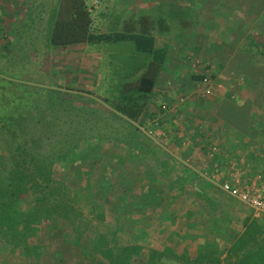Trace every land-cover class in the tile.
I'll return each instance as SVG.
<instances>
[{
	"label": "rangeland",
	"instance_id": "374dc122",
	"mask_svg": "<svg viewBox=\"0 0 264 264\" xmlns=\"http://www.w3.org/2000/svg\"><path fill=\"white\" fill-rule=\"evenodd\" d=\"M110 1L101 0L100 7L92 10L94 25L90 51L101 56L82 62V65L88 67L85 74H78L81 69L80 66L77 67L80 61L69 58L65 49H52L48 46L46 22L42 20H33L34 25L24 35V28H19L20 26L15 31L6 28L0 32L1 55H11L13 61H29V64L36 59L43 61L45 77L40 80L46 79L41 80L44 84H34L35 79L29 87L35 92H44L42 95L46 97L41 98L43 104L54 111L34 115L37 118L36 124L42 120V126L36 125L38 135H58L61 139L52 152L55 158L72 157L73 154V157L78 156V162L65 169L62 164L57 165L56 178L78 191L86 202L105 206L108 214L119 221L121 230L125 233V241L130 244L139 232H147L154 248L163 251L171 233L180 230L182 233L187 232L191 238L173 244L178 255L186 250L195 255L203 247L199 242L202 239L206 243L214 242L221 251L227 250L235 237L244 232L243 220L251 212L248 207L204 181L207 177L203 171L209 166L207 152L215 147L211 146L212 140L207 141L206 136L200 135L196 143L195 139L190 141L184 135L183 138L191 145L181 148L180 145H173L172 138L175 135H172L174 129L170 125H161L164 132L165 127L168 128L165 132L166 140L152 138L147 134L155 130V126L147 125L141 131L136 126L130 128L126 124L127 120L113 109V101L120 95L119 80L123 79L115 75L119 71L116 66L113 67L114 70L110 67V56H115L116 64L121 62L125 53L131 54L135 47L131 43H103L100 38L103 34L125 31L128 21L141 24L144 17L152 19L158 33H163L160 27H169L170 30L165 31L162 37L171 41V37L182 35L184 28L190 30L194 38L199 34L197 26H200V22L193 20L195 13L185 11L184 7L176 9L170 6L168 0H117L115 4ZM56 2L57 0H38L35 5L45 14ZM187 4L193 7L192 0L187 1ZM180 8L183 10L180 11ZM108 9L115 16L111 20H99L100 14ZM16 13L21 17L25 12L17 10ZM186 22H189L190 27H184ZM185 35L188 34L182 36ZM194 39L198 41L199 37ZM186 42L180 44H183V48L178 45L175 54L184 66L181 73L187 84L185 86L177 81L179 79L171 77L170 86L165 83L168 88L161 89L153 100L156 107L150 109L152 115L158 111V102L162 100L160 95L168 96V101L172 102L181 98L193 102H200L202 99L201 96H193L196 93L193 91L197 83L196 74L191 72L181 57H196L204 65L211 63L212 67L215 66L213 60L216 58L210 57L207 45L200 53L195 49L196 44L189 42V37ZM197 44L202 46L203 43ZM213 69H217L212 68L213 82L217 85ZM197 76L201 79L204 77H200V72ZM204 102L207 103L205 99ZM234 121L243 123L240 127L246 125L244 118ZM136 129L142 135H138ZM51 144L49 141V146H44L45 153L51 152ZM192 167L197 172H192ZM260 174L264 180V170ZM82 206L87 216L93 210L91 206ZM163 211L177 217L178 222H162ZM111 227L107 225L102 231L114 230ZM94 239L95 234L88 233L83 241V248H77L73 245L75 241L72 228L58 231L51 225H44L31 241L43 249L39 258L11 254L10 249L0 242V264H106L90 252ZM225 258L226 256L223 257V264H233L225 262ZM135 264H145V259L141 258Z\"/></svg>",
	"mask_w": 264,
	"mask_h": 264
},
{
	"label": "trees",
	"instance_id": "16d2710c",
	"mask_svg": "<svg viewBox=\"0 0 264 264\" xmlns=\"http://www.w3.org/2000/svg\"><path fill=\"white\" fill-rule=\"evenodd\" d=\"M34 1L27 11L30 24H26L23 35L34 25L33 20H42L46 22L49 47L92 44L94 23L92 11L86 7L87 0H57L45 14L35 5L38 0ZM100 38L103 43H131L135 47L131 53L136 59L129 63V74L121 85L120 95L113 101V109L128 121L140 125L156 98L158 79L165 71L172 41L155 37L151 31L103 34ZM38 61L35 64L32 61L30 64L29 61L17 62L11 55L0 54V242L11 254L39 258L43 249L31 241L42 226L51 225L58 231L72 228L73 245L77 248H83L86 235L94 233L90 252L106 264H135L141 258L145 259V264H223L224 256L227 263L264 264V218L247 220L244 232L224 251L214 242L206 243L202 239L199 242L203 247L198 253L193 255L186 250L178 255L173 244L191 238L180 230L171 233L163 251L154 248L147 232H139L131 244L125 241L119 221L108 214L105 206L86 202L78 191L56 178L57 165L62 164L65 169L76 164L78 156L55 158L52 152L61 139L58 135H38L36 125L42 126V120L36 124L34 115L54 111L43 104L44 92H35L29 87L35 79L36 85L44 84L41 80H46H40L45 77L44 64ZM211 66L208 64V68ZM200 79L196 76V80ZM157 112L162 114V107ZM49 141L53 150L45 153L44 146H49ZM180 144L174 141L173 145ZM83 204L93 209L90 216L86 215ZM162 222L174 224L178 219L163 211ZM107 225L114 230L103 232L102 228Z\"/></svg>",
	"mask_w": 264,
	"mask_h": 264
},
{
	"label": "crops",
	"instance_id": "0c3cea01",
	"mask_svg": "<svg viewBox=\"0 0 264 264\" xmlns=\"http://www.w3.org/2000/svg\"><path fill=\"white\" fill-rule=\"evenodd\" d=\"M187 1L189 0H168L170 6L176 9L177 7H184L185 11L195 13L192 16L193 20H198L200 26H197L199 34L194 38L199 37V39L198 41L194 39L192 32L187 28L182 30V35H188L168 36L171 37L173 44L165 71L161 73L158 79L156 95L161 92V89L166 90L168 88L166 84L170 86L169 79L171 77L179 79L177 81L186 86V80L181 73L184 66L180 63V58L177 57L175 51L177 52L178 45L183 48V44H180L186 42L188 37L191 44H196L195 49L198 52L201 53L207 45L210 57L216 58L213 60L215 66L211 67L217 69V71L213 69L214 76H217V85L214 83V92L217 94L213 93L214 97L205 99L206 104L204 99H200V102H193V100L181 98L172 102L168 101V96L160 95L162 100L158 102V109L166 105L168 111L162 114L155 111L153 115L148 112L142 118L140 125L127 119L126 124L130 128L136 126L140 131L147 125L152 126L156 121H160V124L166 127L170 125L174 129L172 135H175L172 139L181 142V148L191 145L190 142H186V138L190 141L195 139L197 143L200 135H204L206 140H212L211 146L220 148L219 153L214 158H211V148L207 152L209 166L206 171H203L204 176L211 174L225 181L231 179V175L236 171L244 175L247 183L254 184L257 177L261 175L260 172L264 170V0H192L194 8L189 7ZM34 2V0H0V32L6 28H12L15 31L19 26V28H25L27 23L30 24V20L27 19V11ZM110 2L115 4L118 1L111 0ZM17 10L25 12L24 15L19 17V13H16ZM114 16L108 9L101 13L98 18L99 20H111ZM184 22L183 24H185ZM186 23L184 27H190L189 22ZM153 24L150 17H144L141 24L128 21L125 26L126 30H118V33L140 34L151 31L153 36L162 37L163 35L155 30V24L154 26ZM160 29L163 33L170 30L166 26L160 27ZM198 42H202V46L201 43L198 45ZM90 46L89 43H84L51 48L65 49L69 58L80 61L77 66L81 68L78 69V74L82 72L85 74L88 72V67L82 65V62H87L93 58L97 59V56L100 55L92 53ZM125 54L121 62L116 64L115 56H110V67L114 70L113 67L116 66L119 71L114 74L123 79L119 80L118 86L120 88L129 74L130 61L136 59L132 53ZM181 58L184 59L185 64H188L191 72L196 76L200 72V77L203 76V69L196 65L198 58L191 59L185 55ZM141 60L145 61L143 58ZM199 82L197 80L195 86L193 85V91L196 92L193 96L200 97L196 91ZM154 103L153 101L150 103L149 111L152 107H156ZM243 118L246 125L240 127L243 123H236L234 120H243ZM149 119L154 122L150 123ZM166 127L165 132L168 130ZM137 129V134L142 135ZM184 135L186 136L185 139L183 138ZM196 143H194L195 146ZM196 170L194 167L191 168L192 172H197ZM204 181L224 194L210 177ZM250 212V216L244 218V224L247 220L258 221L264 218V216L257 217L251 209Z\"/></svg>",
	"mask_w": 264,
	"mask_h": 264
},
{
	"label": "built area",
	"instance_id": "2783aa9c",
	"mask_svg": "<svg viewBox=\"0 0 264 264\" xmlns=\"http://www.w3.org/2000/svg\"><path fill=\"white\" fill-rule=\"evenodd\" d=\"M100 5L101 0L86 1V7L91 11L98 9ZM196 65L203 69L204 76L197 85L196 91L202 99H208L212 97L214 93L212 69L208 68V65L205 66L199 60H196ZM162 111H168V107L166 105L162 106ZM153 126H155V130L149 131L147 134L152 138L166 140V134L161 129L160 121H156L152 127ZM218 153L219 148L214 147L211 151V158H214ZM205 177H210L225 195L250 208L257 217L264 216V180L262 176H258L254 184L247 183L244 175L236 171L231 175V179L225 181L212 175L206 174Z\"/></svg>",
	"mask_w": 264,
	"mask_h": 264
}]
</instances>
